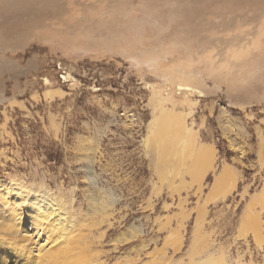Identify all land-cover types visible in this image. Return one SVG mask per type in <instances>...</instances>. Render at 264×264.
Instances as JSON below:
<instances>
[{"label": "rangeland", "instance_id": "obj_1", "mask_svg": "<svg viewBox=\"0 0 264 264\" xmlns=\"http://www.w3.org/2000/svg\"><path fill=\"white\" fill-rule=\"evenodd\" d=\"M136 2L34 38L13 56L16 79L0 78V249L21 253L20 221L30 264L62 249L54 219L46 232L28 222L37 195L62 205L98 264L187 263L198 233L204 255L264 264L249 226L259 215L264 238V0ZM171 114L207 153L196 167L190 154L160 155Z\"/></svg>", "mask_w": 264, "mask_h": 264}, {"label": "bare ground", "instance_id": "obj_2", "mask_svg": "<svg viewBox=\"0 0 264 264\" xmlns=\"http://www.w3.org/2000/svg\"><path fill=\"white\" fill-rule=\"evenodd\" d=\"M134 1H137L139 3L137 4L138 7H141V8H145V6L149 7V5H152V4L154 5V7L160 8V6H162L161 3L164 0H134ZM179 1L182 5L185 0H179ZM192 1L194 2L195 0H192ZM131 2H133V0H0V78L5 73H7L11 79H16V77L19 74V70H18L19 67H18V62L14 59L13 56L14 54H16L18 50H23L30 43V41H32L34 38L41 40L44 38L42 37L43 36L42 34L56 32L58 31L56 29L62 26L69 27L71 34L84 31L85 29H88L90 26L96 24V21H95L96 17L98 16L99 18L108 17L112 19L113 16L115 15V11L119 12L120 9L124 11L127 7H129V5H132ZM252 5L253 4H251V6ZM199 9H201L200 6H199ZM199 9H196L197 15L201 13ZM225 10L223 12H225ZM251 10L252 9H250V11ZM146 11H147V8H146ZM147 13L149 12L147 11ZM186 15L188 16V13L185 14V16ZM201 15L200 17L204 19L205 17L204 16L202 17ZM244 15L242 14L239 18L248 24L249 19L245 18ZM125 16L126 15L122 17L125 18ZM258 17L255 16V19L251 18L253 20L252 22H256V20H258L257 19ZM231 19H233V17ZM231 24L229 23L226 24L225 25L226 29L231 27ZM94 28L96 30L98 29L96 27ZM32 66H33V63L32 61H30L27 67L31 68ZM49 95H52V93L50 92ZM2 101H3V97H2V88H1V83H0V103ZM184 119H182L181 117L177 115L171 114V115L164 116L159 121L158 127L160 129L161 134L164 136V138L157 142L158 150L160 151V155L163 160H166V159L168 160V157L170 156L182 157L186 154H188L187 156L191 155L193 158H195V160L193 159V161H194V167H196L197 165L196 162H198L200 158L203 159L205 156H207L206 155L207 153L205 154L200 149H199L200 151L191 150L190 147H192L194 143L193 144L190 143V136H185L186 132L187 134H189V132L185 128ZM186 137L189 140L188 143H190L192 146L189 147L187 145L188 143H187ZM180 146H184V147L179 148ZM229 172L230 171L228 169L222 172L223 174L219 176L215 182V187L220 188L221 186L224 185V182H225L224 177L227 174H229ZM32 198H33L32 200L33 202L37 200V201H40L41 203L39 207H37V205L35 206L33 205L34 207L30 210L31 218L28 220V222H30L32 228L34 230H38L39 228L43 229L45 221L52 218L54 219L56 224L60 227V230H59L60 237L62 235V237L66 239L64 243H62V249L54 253L49 252V254L51 255L48 258L44 259V257L41 256V260L42 259L43 260L39 264H98L94 257H91L88 255L90 252V251H87V249H89L87 247L88 243L83 242L84 243L83 244L82 241H85V240L81 239L80 237H75L74 235H72V233L74 232H69L70 230H72L73 226L72 225L68 226V223L70 220L68 218V213L63 209L62 205L48 206L47 205L48 198L44 196L36 195ZM8 214H9V218L11 215H13L12 212H9ZM249 219L250 217H246L247 222L249 221ZM252 219L253 221H251L249 225L251 226L252 232L260 233L259 215L252 217ZM13 220L15 219L13 218ZM20 223L16 224L17 230L13 229L12 232L14 235L21 237L20 242H24L23 243L24 246L19 247V248H23V250L21 251V253H19L17 251H13V249H11V251L8 250L7 248L0 249V264H8L9 261L13 262V263L11 262L10 264H21L23 262H26V264H30L34 262L33 261L34 256H32L33 254L32 249L27 248L28 243H27L26 237L29 232L27 233V230L25 229L21 221ZM43 231L46 232L45 229H43ZM259 233L255 234L257 238H259L260 240H264V238L261 236V234L259 235ZM196 235H197L196 241H195L196 245L194 246L193 250L189 254L188 262L187 263L181 262V263L182 264H225V258H218L216 256L214 257L213 255H208V254L204 255L202 254V252H199L198 245H203L204 249H206L207 247L204 246V241L201 235L199 233ZM39 250L44 251L45 248L43 247V248H40ZM47 253L48 251L46 250L43 256H46Z\"/></svg>", "mask_w": 264, "mask_h": 264}]
</instances>
